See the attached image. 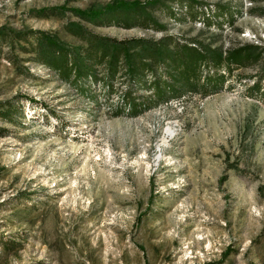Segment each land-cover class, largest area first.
I'll return each mask as SVG.
<instances>
[{"label": "rangeland", "instance_id": "rangeland-1", "mask_svg": "<svg viewBox=\"0 0 264 264\" xmlns=\"http://www.w3.org/2000/svg\"><path fill=\"white\" fill-rule=\"evenodd\" d=\"M109 1L0 0V26L59 29L76 20L70 12L32 11ZM195 1L185 22L156 15L178 38L205 29V16L206 41L264 44V0ZM83 25L117 39L161 36ZM0 47V102L12 108L0 116V264H264V103L250 89L264 59L233 67L216 92L130 114L125 79L78 87L29 61L19 75ZM133 91L142 103L151 95Z\"/></svg>", "mask_w": 264, "mask_h": 264}, {"label": "trees", "instance_id": "trees-1", "mask_svg": "<svg viewBox=\"0 0 264 264\" xmlns=\"http://www.w3.org/2000/svg\"><path fill=\"white\" fill-rule=\"evenodd\" d=\"M192 3L198 2L111 0L86 8L64 5L42 8L32 11L34 16L60 20L66 12H70L76 20H68L54 30H12L0 26V46H8L6 59L19 75L29 72L23 65V62L29 61L46 66L62 81L78 87L101 82L111 88L110 83L114 80L125 79L130 83L125 92L127 112L138 114L187 92H216L223 87L233 67L252 66L264 59L263 43L224 49L215 39L206 41L202 35L204 30L209 31L210 21L205 16L202 17L205 29L196 35H181L183 38H178L170 34L167 24L159 21L156 12L162 11L175 21L185 22V11ZM175 7L181 10L180 13ZM221 11L218 8V12ZM83 22L96 26L152 29L160 31L161 36L157 39L110 38L87 31ZM15 53L21 56L17 58L19 62L13 57ZM141 89L150 91L147 102L142 103L133 97V90ZM250 89L264 103V71L255 78ZM8 104L0 102V116L3 118L12 113Z\"/></svg>", "mask_w": 264, "mask_h": 264}, {"label": "bare ground", "instance_id": "bare-ground-1", "mask_svg": "<svg viewBox=\"0 0 264 264\" xmlns=\"http://www.w3.org/2000/svg\"><path fill=\"white\" fill-rule=\"evenodd\" d=\"M171 134H172L171 129H168V130H167V135H171Z\"/></svg>", "mask_w": 264, "mask_h": 264}]
</instances>
